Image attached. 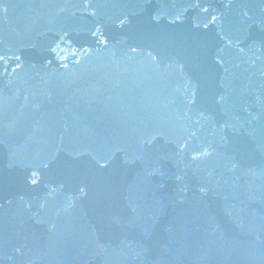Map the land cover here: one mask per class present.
<instances>
[{"label":"water","instance_id":"1","mask_svg":"<svg viewBox=\"0 0 264 264\" xmlns=\"http://www.w3.org/2000/svg\"><path fill=\"white\" fill-rule=\"evenodd\" d=\"M0 264H264V0H0Z\"/></svg>","mask_w":264,"mask_h":264}]
</instances>
